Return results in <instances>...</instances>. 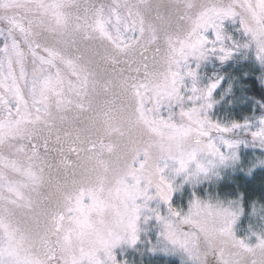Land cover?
<instances>
[{
    "label": "snow or ice",
    "instance_id": "6c2138e0",
    "mask_svg": "<svg viewBox=\"0 0 264 264\" xmlns=\"http://www.w3.org/2000/svg\"><path fill=\"white\" fill-rule=\"evenodd\" d=\"M233 63L264 96V0H0V264H264Z\"/></svg>",
    "mask_w": 264,
    "mask_h": 264
},
{
    "label": "trees",
    "instance_id": "16d2710c",
    "mask_svg": "<svg viewBox=\"0 0 264 264\" xmlns=\"http://www.w3.org/2000/svg\"><path fill=\"white\" fill-rule=\"evenodd\" d=\"M231 66L236 68L237 72L245 73L249 72L250 66L247 64H237L233 63L230 66L226 65V69H229ZM251 78H249V86L252 87V91L247 93L249 97H253L256 100L264 99L263 96L259 94L260 92V82L257 80L255 84V75L250 73ZM247 79V77H246ZM243 95V94H242ZM232 177L231 179L226 180L227 178ZM217 190L220 192H231L233 189L240 193H245L249 202L251 200L260 199L261 196H264V170L256 169L251 174L245 175L242 173L233 174L231 176L225 177L220 185L216 186ZM143 264H165V261L161 258H155L153 260H146ZM167 264H176L175 261L168 260Z\"/></svg>",
    "mask_w": 264,
    "mask_h": 264
},
{
    "label": "rangeland",
    "instance_id": "374dc122",
    "mask_svg": "<svg viewBox=\"0 0 264 264\" xmlns=\"http://www.w3.org/2000/svg\"><path fill=\"white\" fill-rule=\"evenodd\" d=\"M225 71H226V73H231L232 76H234V77L241 76V72H239V71L237 72L236 68H233V66H231L229 69H227ZM237 95H238V97L241 98L240 99V103L234 104L230 108H229V106H219L217 108V110H216L217 114L226 115V116L230 115L233 119H240L241 115L247 116L249 114V110L247 109V107L244 104H241V103H246L247 101H245L243 99L242 93H237ZM247 98H248V100L253 101V102H264V99L256 100L253 97H249V95H247ZM242 152L247 154L249 161H252L254 157L256 159H260L262 157V154L259 151H254L251 148L242 149ZM242 159H243V157H242ZM246 167H251V164L246 165ZM256 169H263L264 170V166L257 165L256 167L252 168L251 172L244 171L243 169H235L234 168L231 171L227 172L225 177H228V176H231V175L237 174V173H242V174H245V175H249ZM231 178L232 177H229L226 180L231 179ZM247 223H248V221H247V219H245L243 221V225L246 226ZM130 258H134L137 261V264H140L141 257L139 255L130 256ZM155 258H160V257H158V256H150L148 254H145L144 257H143V262H145L147 259L148 260H153ZM168 260L175 261L176 264H178V258L177 257H170V258H168Z\"/></svg>",
    "mask_w": 264,
    "mask_h": 264
},
{
    "label": "flooded vegetation",
    "instance_id": "af4514ba",
    "mask_svg": "<svg viewBox=\"0 0 264 264\" xmlns=\"http://www.w3.org/2000/svg\"><path fill=\"white\" fill-rule=\"evenodd\" d=\"M70 159H71V160H74V159H75L74 155H73L72 157H70Z\"/></svg>",
    "mask_w": 264,
    "mask_h": 264
}]
</instances>
